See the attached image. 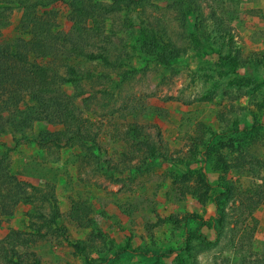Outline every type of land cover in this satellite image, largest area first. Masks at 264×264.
Segmentation results:
<instances>
[{
  "label": "rangeland",
  "instance_id": "rangeland-1",
  "mask_svg": "<svg viewBox=\"0 0 264 264\" xmlns=\"http://www.w3.org/2000/svg\"><path fill=\"white\" fill-rule=\"evenodd\" d=\"M16 1L9 4L8 25L0 38L13 46L19 39L38 40L31 33V24L23 27L26 22L21 20L23 13ZM174 1L97 0L93 18L82 27L89 30L80 33L87 41L84 55L100 53L105 47L110 64L100 60L90 63L83 56L66 60L78 72L79 88L67 84L63 90L69 96L76 93L81 117L99 134V160L80 162L73 150L40 149L35 138L41 132L58 131L56 126L40 124L0 138V154L7 153L10 171L18 180L35 188L46 189V183L54 186L50 205L40 207L31 196L39 198V193L25 188L27 197L11 216L0 220V239L21 232L23 238L34 241L21 250L27 263L34 254L40 264H264V207L254 214L255 227L252 220L243 227L251 236L250 248L246 244L240 248L230 237L215 243L214 235L203 228L199 233L210 242L205 243L198 235L188 236L189 230L196 231L195 222L179 229L167 221L184 214L201 216L205 225L213 220L211 203L204 200L203 204L198 195L177 191L183 167L190 165L192 186L203 167L202 146L214 133L222 139L220 152L215 154V160L221 162L229 153L230 142L239 149L242 130L255 122L264 123V86L238 84L228 65L229 58L237 57L244 62L237 69L239 75L264 80V67L250 64L264 60V0H194L186 7L185 19L181 11L172 8ZM116 6L119 12L106 13L107 8ZM35 14L51 25L53 34L68 33L73 27L80 31L62 1L37 9ZM104 17L102 26L99 21ZM147 30L156 33L174 55L168 66L142 52L138 39L143 35L151 39ZM105 37L109 40L106 44ZM59 74H67L66 69ZM133 125L140 129L138 141L155 145L158 160L142 165L133 154L140 147L145 149L141 155L146 156L147 148L131 145L129 140H113ZM248 145L264 163V128ZM115 166L123 169V174L108 170ZM205 169L211 179L226 177L215 173L214 166ZM227 179L239 181L242 187L254 182L251 177L232 173ZM29 197L32 204L26 200ZM71 198L90 205L92 229L77 228L64 217ZM52 204L60 213L56 220L62 228L57 232L44 228L56 211ZM91 232L94 249L87 239ZM127 246L129 250L123 251ZM171 251L156 261L154 255Z\"/></svg>",
  "mask_w": 264,
  "mask_h": 264
},
{
  "label": "trees",
  "instance_id": "trees-1",
  "mask_svg": "<svg viewBox=\"0 0 264 264\" xmlns=\"http://www.w3.org/2000/svg\"><path fill=\"white\" fill-rule=\"evenodd\" d=\"M62 1L68 8L73 25L80 26V31L73 27L68 33L58 32L53 34L50 32V24L41 21L36 17L37 9L47 8L53 3ZM11 0H0V38L1 31L8 25V13L11 11L9 7ZM18 7L22 11V21L24 28L31 24L32 35L38 40H21L16 44L9 45L0 41V138L6 134L15 135L33 130L36 125L47 124L59 127L55 132H41L35 138V142L42 150H60L69 149L77 153L76 158L81 162H88L94 158L99 160L100 145L97 142L99 134L93 131L92 124L80 115L79 108L76 104L78 96L66 95L63 90L64 86L71 84L75 89L77 86V77L75 68L66 60L68 57L83 56L88 62L103 61L110 64L108 51L105 47L100 53L85 54L86 40H82L81 34L89 29H83L86 21L93 18L91 13H95L97 0H17ZM194 3V0H177L172 3V8L181 11V16L185 19L187 14L186 7ZM102 4H99L101 6ZM106 13L119 12L120 7H109ZM113 13V12H112ZM111 13V14H112ZM105 17L99 21L105 25ZM223 23V18H219ZM101 26V27H102ZM151 39L147 35L139 36V43L142 52L152 56L157 62L163 66H168L173 60L174 55L169 50L166 43H161L156 38V33L147 30ZM76 32H79L76 36ZM81 33V34H80ZM78 42H74L75 39ZM107 37L103 39V43H108ZM63 55H66L64 58ZM63 58V59H62ZM65 62V63H64ZM64 65H63V64ZM237 57L229 58L228 65L237 75L236 82L244 86H264V80L260 81L256 76H241L237 73L238 67H243ZM255 68L264 67V60L251 62ZM66 69L65 75H60L59 71ZM127 133L122 136H112L113 140L118 138L119 142L129 140L134 146L142 145L148 149L149 154L142 156L144 148L138 147V153H134L142 165L145 162L156 161L159 159L156 155L154 144H148L146 141H138L140 136L137 125L129 126ZM264 128V123L255 122L250 129L241 131L239 141V149L236 150L230 142L228 145L229 153L221 162L215 160V154L220 152L219 146L222 145L221 135L214 133L208 142L202 146L200 152V160L203 167L198 169L195 183L191 186L190 165L183 167L181 177H179L177 191L180 194L188 192L199 196L201 203H211L214 207L215 216L207 225L201 216L196 214H184L182 218L172 216L167 221L174 224L179 229H183L189 222H195L198 225L196 231L189 230L188 236L192 234L201 237L205 243H210L204 231L210 235H214L215 241L218 242L222 237H230L236 239L237 245L242 248L244 244L248 248L251 247V236L245 232L248 220H252L254 227L256 220L255 212L264 207V163L257 159L250 152L249 143H252L253 136L257 135L260 129ZM256 143V142H255ZM226 146V144H223ZM227 147V146H226ZM238 148V147H237ZM132 154V152H131ZM144 155V154H143ZM102 157V155H101ZM129 157V156H128ZM134 157H129L132 160ZM95 160V161H96ZM146 160V161H145ZM91 164V163H89ZM173 164V163H172ZM174 165V164H173ZM214 166V172L220 173L226 177L217 175V179H211L207 175L206 167ZM178 167V166H177ZM127 168H124V170ZM114 170L116 174H123V169L118 167L109 168ZM232 173L233 176L251 177L253 183L246 187L240 186L239 181L228 180L227 176ZM258 180V181H255ZM237 183V184H236ZM190 185V187H189ZM44 188H35L25 182L18 180L10 171V160L7 153L0 154V220L11 216L16 208L21 204L23 197H27L25 188H31L32 191L39 193V198L32 194V198L39 201V206L50 205L53 198L54 186L45 184ZM27 198L29 204L30 202ZM54 199V198H53ZM71 206L65 218L67 217L71 223L77 228L92 229L94 226L91 218L92 210L87 202L71 198ZM21 202V203H20ZM232 207H229V204ZM238 203V205H236ZM51 207L54 208L53 204ZM55 209V208H54ZM56 210V209H55ZM59 211H55L49 222H46L44 228L56 230L60 228L58 219ZM233 224V225H232ZM46 226V227H45ZM43 227V226H42ZM201 229V230H199ZM199 230V231H197ZM60 232V231H59ZM93 232V231H92ZM89 235L88 243L91 249H94V233ZM21 232H13L4 239H0V264H40L39 260L31 255V262L22 259L23 248H28L34 243L33 240L22 237ZM188 239L186 244L188 246ZM77 249L83 251L84 248L79 246ZM128 246L123 251H127ZM174 251L154 255L157 262L165 258L167 254ZM148 255V254H144Z\"/></svg>",
  "mask_w": 264,
  "mask_h": 264
}]
</instances>
